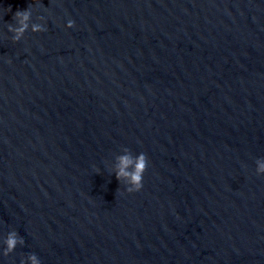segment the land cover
<instances>
[{
    "label": "water",
    "instance_id": "95a60500",
    "mask_svg": "<svg viewBox=\"0 0 264 264\" xmlns=\"http://www.w3.org/2000/svg\"><path fill=\"white\" fill-rule=\"evenodd\" d=\"M260 163L264 0H0V264H264Z\"/></svg>",
    "mask_w": 264,
    "mask_h": 264
},
{
    "label": "clouds",
    "instance_id": "9594fccd",
    "mask_svg": "<svg viewBox=\"0 0 264 264\" xmlns=\"http://www.w3.org/2000/svg\"><path fill=\"white\" fill-rule=\"evenodd\" d=\"M10 11V9L8 10ZM31 17V13L28 10L25 11H17L15 16L13 17L18 23L19 27L16 29H9L10 31H15L16 39L19 40L23 33L28 30L29 20ZM74 26V22L69 21L67 24L68 28H72ZM32 31L34 33H38L43 31V29L38 25L32 26ZM147 168V159L144 154H139L135 158L131 157L128 154L122 155L119 158L118 168L116 170L115 177L118 181H126L127 191L138 192L141 190L143 186V176ZM257 175H264V163L258 164ZM23 240L18 239L16 233H10L8 238L5 241V255H10L15 251L17 244H22ZM30 264H41V261L37 256L32 255L29 257Z\"/></svg>",
    "mask_w": 264,
    "mask_h": 264
}]
</instances>
